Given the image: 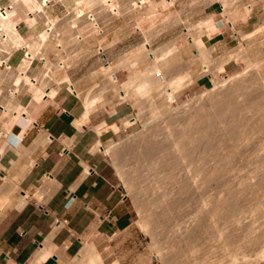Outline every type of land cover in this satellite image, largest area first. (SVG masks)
I'll return each mask as SVG.
<instances>
[{
  "label": "bare ground",
  "instance_id": "6f19581e",
  "mask_svg": "<svg viewBox=\"0 0 264 264\" xmlns=\"http://www.w3.org/2000/svg\"><path fill=\"white\" fill-rule=\"evenodd\" d=\"M52 1L53 0H10V5L6 6L5 10L3 8L1 9V7H0V84L3 82L5 83L6 80H11L12 86L10 87V91H9L10 94L16 93V91L18 90L20 85H25V87H22V88H26L28 90V92L33 94L34 99L39 100L45 94H48V93L51 94L50 97L52 96L53 93L55 94V92L57 90H55L56 88L52 87V83L56 82L59 84V83L65 81V83L68 86L67 90L68 89L72 90V92H75V94L78 97H80V99L82 100L83 113H82L80 118H77V119L75 118V120H74L76 124L80 125L81 123L87 122V120L89 119V114L94 108H99L101 106V103L104 102L103 95L99 94L100 95V96L98 95L99 97L97 96V98L96 99L94 98L91 103H87L86 101L88 100L89 95H83V93L80 90H78L77 87L70 82L69 77L66 73V67L68 66V65L66 66V64L71 62L72 59L70 60V58L74 57L73 52L77 51V53H79L78 50H76V49H79L80 51L84 52L85 55H90V54L95 53V51L101 52L102 49L112 45L116 40H118L120 38V36H117V35H112V37L110 38V37H108L107 33L102 34L103 32H105L104 31L105 29L100 28L99 23L96 21L97 15L102 16V14L113 13V14H116V16H117V13L118 14L121 13V11L125 8H126V11H128V10L135 11V10H137V8H140L138 10V12H136L135 14L133 12V14L136 16L137 19H139V18L144 19V22L146 23V21H147V20L145 21L146 17L156 16V14H157L156 13V10H157L156 7L158 5H165L166 6V5L172 4L174 0H160V2H150L149 1L150 2L149 4L146 2V0H58V1H61V3L68 9V13H70V15L68 14L69 15L68 18L62 22L59 20L58 16L49 15L45 10L46 9L45 6H49ZM54 1H56V0H54ZM223 1H224L223 3L231 5V3L229 1H227V0H223ZM96 4L98 5V7L101 8V10H99L98 12H97V10L95 12L92 11V13H90V15H89L86 7H93ZM165 6H162V7L164 8ZM236 6L237 5H235L233 7L230 6V8H228L226 11L224 10L223 12H217V13L213 14L211 19H210V17H208V19L204 20L205 22H208V24L206 23V25L203 24L204 21L203 22L201 21V22H199L201 24L194 26V28H190L191 26L187 27L186 31H184L185 34H191V38H189V40H187V44H186L187 47L186 48L190 50L189 52H192V54H193L192 56H194L196 61H200L201 63H203V65H202L203 70L210 72L211 75L213 74L212 76H216L215 74H217V71L219 69L217 70V67H215L217 65L213 64L214 62L212 63V61L214 59L216 60V58H217V60H218V57L212 59V55L216 54L215 53L216 50H215V47H213L214 45L211 46L209 44L208 39H209L210 35L214 31L219 29V21H221V20H222V22H229V24L232 25L231 27L234 28V20H236V18H239V17H241V18L246 17V15L249 13V11L251 10V7H252L250 4L248 6H244V7H242V6L236 7ZM176 7H177V5H176ZM159 8H161V7L159 6ZM165 8L167 9L168 6ZM41 17L42 18L47 17L46 19H48V21H46V23H47L46 26L38 27L37 22ZM117 17L119 18V16H117ZM131 18H133V17H131ZM179 18H180V16H179ZM134 19H135V17H134ZM152 19H154V18H152ZM152 19H151V21H153ZM135 21H136V19H135ZM141 22H143V21H140L137 23L135 22V23L138 25L137 28L139 29V31L144 35L143 37L145 38V40L142 41L141 45H139L138 47H136L135 49H132V50H133V52L137 51L136 52L137 60L141 61L143 68L141 67L138 70L136 69L137 73H132L133 71L130 72V70H131L130 69L129 70L130 78L128 77L129 78L128 80L121 81L119 76H118V73L120 71H124L126 69L128 71V69L130 68V66H129L130 64H127V61H126V59H128L127 56L117 55L113 60L107 61L103 66H102V63H100L97 67H94V69H92L90 72H96V74L102 73L104 75H109V77H107V78H108V80H110L111 84H113V86L116 88V91L118 94L117 97H119L121 101L129 100L130 99L129 96L131 95L132 92H134L140 96V93L144 89H146L148 86H150L148 94L153 95V97H154L155 93H157V95H162V98L165 100L164 101L165 103H163V104H165V105L161 111L159 110L160 111L159 113L157 112V114L155 113L156 115L155 114L153 115L154 117H152L151 121L144 122L145 123L144 124V130L141 131L140 137H137V138L133 137V139L131 138L130 141L122 143L119 147H115L114 144L113 145H110V144L109 145H103L102 140L99 138L95 142V144L93 145V149L94 150H101L104 154H107L110 157L111 161L116 166L115 168H117L119 170L120 174L122 175V178H124V182L127 184L128 187H132L134 189L133 192H136L135 194L139 195V197H140V193L143 191L142 190L140 192V189H143V188L137 187V184L135 183L136 181L132 178L133 176H131V175L134 174V176H137V174H138L139 175L138 177H141L140 175H142L143 173L139 172V170L142 169L141 167L146 168L145 166H147V168H148L150 166V165L148 166L149 163L152 166L154 165V168L158 169V170L153 169V171L154 170L158 171L161 174L162 171L160 169V171H161L160 172L158 167L162 168L165 161L169 162L172 165V167L178 171V174L180 172V174L182 175L181 176L182 179H180V181L182 182V187H181L182 190L179 191L178 194L175 193L178 195L177 197H182L183 194H185V197H186V195H194V193H196L195 191L200 192L202 190V193L204 192L200 196L202 211L204 210L203 212H208V214H206V216L211 214L210 216H212L215 219L216 218L218 219V221H216V224H219V225H216L217 228L215 227L216 230H218V234L221 235V238L223 239V241L226 240L227 243H229V244H232V243L235 244V245H233L235 247L234 250H235V252L238 253L241 249H243L241 246L242 244L239 243L240 240L238 239V237H240V236L237 235V233L232 234L233 232L228 230L229 226L231 228V225H232V228L235 227L238 229L240 224H241V221H239V219L241 218V216H239L240 212H236V211L234 212V210L240 211V210L244 209V204L242 202H240V200L243 197L241 198L240 196H241V194L247 196L248 190L245 191L246 189H248L247 185L250 184V186L252 185L255 188L258 186V188H259V189L254 188L253 190L249 189V192H250V190L252 192L255 190L259 191L261 188V186H260L261 184L264 186V175H263L264 173L262 174V171L264 170V169L262 170V167H263L262 165H264L263 164L264 163V160H263L264 154H261L262 149L256 148L257 144L255 142V137L251 135L253 130H256V132L257 131L259 132V130L261 131V129L264 130L263 129L264 119L261 120L262 122L260 121V123H258L260 126H258L256 123L258 128H256V125H255L256 129L252 128L251 127L252 124L250 122H253L254 120L246 122L245 118L248 115H245L243 111H245L244 109H246V108L250 111H252V109H256L259 106L257 104V101L259 102V99L261 97H264L263 96L264 90L263 89H256V88H258V87H255L258 85L257 84V82H258L257 74H252L251 72L249 73V72L245 71L246 70V68H245V70H243L238 75L231 76L229 78V80L227 79L228 80L227 83H226V81H223L224 82V84L222 83L223 85H219L218 87H214V88H206V93H202L198 97L192 98V101L194 103L193 102H192L193 104L191 103V106H192L191 112L184 109V108L182 109V111H181V109H177L178 105L172 107V104H173L172 100H174L173 99L174 98V91L181 88V86H184V84H186V81L189 80V76H191L189 69H186L180 73V72H177L179 70V66L178 67L176 66L180 60L181 51L184 50L183 47L185 48L186 45L183 46L180 43L179 44L176 43V46H173L171 44L167 47L162 46L158 49L157 48L154 49V47L152 48L150 45H151V37H153V36H151V35L156 34V33L152 34V31L154 32L153 29H156V28L153 27V29H152V26H150V27L146 26L148 24L144 25V23H141ZM211 22H213V23H211ZM88 23H92L94 28L96 29V31L93 34L96 33L97 37L95 38V41L92 43L86 42V39L89 36H91L92 34L89 36H85L83 34V31H82L83 26L88 24ZM258 30H259V28H258ZM243 36H246V33H243ZM181 40H183V39H181ZM83 42L84 43L86 42V43L84 44ZM185 42H184V44H185ZM93 44L97 45L96 48H92ZM74 50H76V51H74ZM93 50H95V51H93ZM18 51H21V52L17 54ZM51 53H53L55 56L54 60L50 59ZM132 55H134V54H132ZM34 58L35 59L38 58L40 60L41 68H40L39 73L35 76L33 75L34 77H32V75H30L27 72V69L31 65ZM97 59H98V57H97ZM180 65H181V63H180ZM181 67L182 66H180V68ZM247 67L250 68V66H247ZM175 68H177V69H175ZM181 70H183V69H181ZM168 71H175V73H172L173 77H171L167 81L166 79L169 78L168 75H170L169 73H167ZM248 71H250V70H248ZM49 72H52L51 74L54 78L53 80H51L52 78L48 77V76H51L49 74ZM138 72H141V73H138ZM158 74H161V75H158ZM46 76L48 78H50L49 81L45 80ZM43 77H45V79ZM215 78H212V79L214 80ZM190 79H191V77H190ZM216 79H218V78H216ZM219 80H221V79H219ZM43 81L47 82L46 85H48V86L51 85V87L49 86L50 90L47 91V90L43 89L44 87L41 88ZM218 82H220V81H218ZM216 84H218V83L216 82ZM101 87H103V86H101ZM219 87H220V89H219ZM19 90H21V88ZM262 90H263V92H262ZM35 92H39L40 95H39V93L36 94ZM5 94L8 95L9 93H5ZM157 95H155V96H157ZM0 96H1V89H0ZM146 97H147V95H146ZM153 97L151 98L152 100L155 99ZM148 98H150V97H148ZM167 98H168V101H167ZM151 99L149 100L150 105H151V101H152ZM16 101L19 102V100H16ZM17 103H15V101L11 102L10 97H8V96L0 98V136L6 137L7 143L11 140L10 138H12V136L15 134V132H13V130L11 131L10 129H12V126L15 123H21L20 117H22L24 115L27 117V119L29 120L28 122L30 124L33 123L32 118L29 114V110L27 108L28 106L26 107L21 103H18V104ZM140 103H142V102H140ZM234 103H236V104L238 103L239 105L235 106ZM115 104H117V103H115ZM102 105H103V103H102ZM114 106L115 105H113L112 109H110L111 113H114L116 111ZM140 106L141 105H139V107ZM224 108L232 110V114H231L232 118L231 119L228 117L230 115H224V111H225ZM222 110H223V112H222ZM227 112L231 113V111H229V110L226 111V113ZM135 118L136 117H131L130 118L131 122L128 120V125L132 124L134 122L132 120H135ZM231 120H233V121H231ZM172 121H175V130L174 131L171 130L172 132H169V133L167 132L165 134L161 130V128L163 126L161 128L159 126L161 125L162 122L168 125ZM126 126H127V124H126ZM164 126H166V125H164ZM93 127L98 133H101L103 130L107 129L108 127H111V129H113V131L116 132L120 128V125L116 122L115 123H108L106 120H103L100 123L94 125ZM25 130L26 129H24V127H23V129H21V131H19L20 132L19 136L20 135L22 136V134L24 133ZM253 135H254V133H253ZM251 136L254 137V140ZM40 137L41 138L38 140L40 145H44V144L46 145V143L48 141H50L49 140L50 138L47 137L46 135H41ZM251 144H253L251 146L252 150H250ZM253 147H255V148H253ZM263 147H264V145H263ZM258 149L261 151H259ZM249 150L253 151L252 152L253 154L254 153L256 154V158H253V159L258 165L256 164L257 165L256 166L254 164L255 162H253V160L251 159V156L249 155L250 161L252 160V163L254 164L255 167H257V169L255 170V172H256L255 173V172H253L254 168H252V169L250 168L249 173L251 175L250 176L247 175L249 178L246 177L247 183H249V184H247L246 180H245V183L247 185L244 184L241 187L243 181L242 182L240 181V184H241V185L239 184L240 185V191L241 192L244 191L245 193L244 192L241 193L239 191V194H240L239 200H238V198H237L238 196L236 194V193H238L237 191L239 190V188H237V187H239V185H236L237 187L233 186L236 189V190H233L232 186H229V184L227 186L225 184V182L223 185L224 188H221V189L218 188L219 191H218V193L214 199L211 200L209 197H207L206 194H207V187L209 186V183L211 181H214V180L216 181L217 179H219V181L221 179L225 180L226 175H228V172L230 173V171H231V170L228 171L229 168L232 165L234 166V164H236V161H237L236 159H237L238 155L242 153L241 154V160H242V157H244L243 153L247 152L246 154H248ZM250 151H249V153H251ZM149 153H150V157L153 156V155L151 156V154H154V156L157 157V158L152 157L153 159H155V161L149 157ZM245 153H244V155H245ZM252 153H251V155H253ZM129 154L133 155L132 160L134 158L137 160V162L135 161L136 163L134 165L132 164L134 166V169H135V166L137 163L142 164V166L139 165L141 169H138L139 167L137 164L138 168H136V170L138 169L137 171L139 173L135 172L136 173L135 174L133 172L130 174V170L133 169V167L132 168L129 167V168H131L130 170L126 169V165L128 163L127 155H129ZM246 156L249 157L248 155H246ZM246 158H243V160L244 159L246 160ZM128 159H130V156ZM151 159L153 161H151ZM238 159H240V156ZM132 160H131V162H132ZM242 161L239 160V161H237V163L238 162L240 163ZM246 161L242 162V164L243 163H244V165L248 164L249 158ZM30 162H31L30 166H32L31 164L33 161L31 160ZM160 162L162 164H160ZM143 163H145V164H143ZM239 163L237 165H239ZM252 163L251 164L249 163V164L252 165ZM143 165H145V166H143ZM166 165L169 166V168H171L170 165H168L167 163H166ZM152 166H150V169H148V170H150L149 173L152 172L151 171V168H153ZM248 167H250V166H248ZM164 168H162V170H164L163 172L167 173V175H169L167 170H165ZM169 168H167V169H169ZM246 169H248V168H246ZM175 170H173V171H175ZM251 170H253L252 173H255L254 175H252ZM87 171H88V166L86 167V172ZM173 171L171 174H173ZM152 174H154V173H152ZM154 175L156 176V173ZM159 175L157 174V178L155 176H154L155 178L153 176H151L152 178H150V175H148L149 177L148 176H147L148 178L146 177V179H147L145 181L146 183L144 182V185H143V186L146 185L144 191L147 190V193L143 191L145 194H147L146 196L145 195L142 196L144 199L143 201H145L144 202L145 205L149 206V207L146 206L149 209L148 210L146 209V211L148 213H145V214H148L150 216L152 215L150 209L152 210L153 208H151L150 204H148L146 202L147 201L146 199H149L148 202L150 201V203H151L150 199H152V201H153V198L155 196L151 195L150 192L154 189V184H156V183H153V182L154 181L157 182L156 179L159 178ZM165 175H163V176H165ZM20 176H21L20 174H7L4 176V179L6 180V182L11 187H13L14 189L15 188L18 189V186H19L18 181L20 178H22ZM166 176L163 178H166ZM232 176L233 175L231 174V177ZM227 177L231 178L229 176H227ZM163 178L161 180H163ZM171 179H173V177ZM54 180H55L54 177H52L51 175L45 176L43 179L44 187H46L47 185L54 186V182H55ZM242 180H244V179H242ZM175 181L177 182V180H175ZM229 181H230V179H229ZM252 183H255V184L253 185ZM138 185H139V183H138ZM179 185H181V184H179ZM221 185H222V182H221ZM156 186H157V184H156ZM250 186H248V187H250ZM253 187H250V188H253ZM14 189L12 191H14ZM35 189L40 190L39 188H35ZM137 189H138V191H137ZM161 189H159L158 193L155 194L157 198L159 197L161 199V202H156L158 199L155 200L156 199V197H155V199H154L155 203L153 201L152 204H156V206H158V204L160 203L159 205H161V206H158V208L159 207L162 208L163 204H164V206H165V204H167V205L170 204L171 208H172V204L173 205L176 204L175 201L178 200L179 198L176 199L177 197H175L174 194H173V197H170L168 191H166L165 189L164 190L163 189L161 190ZM261 189H263V188H261ZM8 190H10V189H8ZM262 191H264V190H262ZM30 193L31 192L29 190L25 191L26 195H29ZM44 194H41L39 191L34 196H36V198H38L40 200H43L42 198H44V196H45ZM139 197H138V200H140ZM169 197L172 199L175 198V201L173 200V202L171 203L170 200H172V199H170ZM244 199H247V198L244 197ZM179 201H180V199H179ZM141 202H142V200H141ZM176 202H178V201H176ZM209 203H210V205H209ZM241 203L243 205L242 207L240 206ZM182 204H183V202H182ZM142 205H141V207H143ZM145 205H144L143 209L146 208ZM167 205L165 208H162V209H164V211L162 210V212L165 213L163 215H166L168 213L169 206L167 207ZM154 207H155V205H154ZM161 208H159V209L161 210ZM223 208H228V211L232 210L234 213L232 211L231 212L233 214L231 212L226 211L228 213L224 214V211L221 212ZM257 208H258V210L260 209L259 206ZM257 208L255 207L256 210H257ZM153 210H152V212H153ZM224 210H226V209H224ZM258 210H257V212H254L255 215H256V213H258ZM149 211H150V213H149ZM154 212H155V214H154ZM154 212H153L154 215H152V216H154L155 218L159 214L161 216V213L157 214V208L155 209ZM203 212H201V213L203 214ZM242 212H244V211H242ZM201 213H197L196 216L198 214L200 215ZM237 213H239V215H237ZM260 213H262L261 209H260ZM260 213H258L257 215H259ZM230 214H232V216H234V214H235V219H234V217L230 216L234 219V220L232 219L233 221L230 218H228V216ZM148 215L146 218L149 217ZM177 215H178V213H177ZM203 215H205V214H203ZM203 215H201V216H203ZM160 216H159V218L162 217V216L161 217ZM237 216H239L240 218H236ZM163 217H165V216H163ZM167 218H169V217H167ZM193 218H195V217L193 216ZM193 218L191 219L192 221H193ZM196 218H198V217H196ZM199 218L204 219V221L207 220V219L205 220L204 217L199 216ZM154 219H151L152 221H150V222H153ZM147 220L148 219H146V221ZM168 220H166V221H168ZM196 220L194 219L192 225H194V223H195V225H196V223H202V221H203L202 220L201 222H198V221L195 222ZM220 220L221 221L223 220L222 223H218V222H221ZM229 221L231 224L229 223ZM191 222H190V224H191ZM206 222H203V223L206 224ZM238 222H240V223H238ZM146 223H148V222H146ZM154 223L156 225L153 224V226L151 225V227L158 225L157 224L158 222L154 221ZM159 223H160V225L161 224L163 225V223H161L160 220H159ZM184 223H186V222H184ZM63 224L64 223L61 222V223H58L57 225H55V231L59 230L63 226ZM168 225L170 226V224H168ZM173 225H174V220H173V224L170 228H174L175 226H173ZM197 225H198V228H201L199 226H201L202 224H200V225L197 224ZM169 226H168V228L167 227L166 228L169 229ZM246 226L248 228V225H246ZM160 227H159V229H160ZM162 227H164V225ZM162 227L159 230L161 232H162ZM187 227L188 226H186V229H185V227L183 226L182 230L183 231L185 230V232H186V230L190 229V228L187 229ZM225 227H227L226 230H225ZM232 228L230 230H232ZM241 228H242V226L240 227V231H241ZM152 229L154 230L155 227ZM157 229H158V227H157ZM176 229H177V225H176ZM180 229H181V227H180ZM250 229H251V227H250ZM250 229H249V231H252V229L251 230ZM163 230H164V228H163ZM169 230H167L168 235L172 231V230L171 231H169ZM182 230L180 232H182ZM193 230H194V228H193ZM260 230H263V228ZM191 231H189V232H191ZM235 231H237V230H235ZM174 232H175V230H174ZM174 232H172L173 234L172 233L171 234H172V236L174 235L173 236L174 238H176L177 236L175 237V235L177 234V232H176V234ZM180 232H179V234H180ZM246 232L248 233V230H246V231L243 230L242 234L243 233L247 234ZM192 233H193V231H192ZM239 233L240 232H238V234ZM260 233H262V231H259V235H257V234H254V235L260 236ZM182 234H183V232H182ZM182 234H180V235H182ZM262 234H261V236H262ZM53 235H54V233H53ZM184 235L186 236V234H184ZM184 235H183V237L181 236L182 238L179 236L178 237L181 238L182 240H185L187 237H189L188 233H187V237H184ZM223 235H224V237H223ZM172 236L170 235V238ZM88 237L85 236V238H84V252L82 253L81 257L79 256L80 258L75 257L72 259L74 264H100L102 256H101L100 252L98 251L97 246H94L93 244L91 245L92 240L88 239ZM170 238L166 239L165 241L172 240ZM250 238H251V236H250ZM252 238L253 239L248 240V242L249 243L252 242V244L253 243L257 244L256 241H258V240H259L258 243H260L261 239H263V238L259 239L255 236L254 237L252 236ZM177 240L179 241V239H177ZM186 240H189V238ZM173 241H174V239H173ZM170 242H172V241H170ZM246 243H247V241H246ZM172 244H174V243H170V245H172ZM182 244H184V243H182ZM39 245H40V253H45L47 251L48 254H54L56 252V244L53 242L52 238H50V239L47 238V240L45 242H43ZM191 247H193V246H191ZM189 248H190V246H189ZM189 248H187V249H189ZM183 249H185V248H183ZM256 250H257V248H256ZM258 250H259V248H258ZM166 254H168L169 258L167 255L166 256L164 255V257H166L164 261L166 262V264H169L171 262L170 258H171V260H173L175 257L174 258L170 257L169 253H167V252H166ZM231 255H232V252H231ZM257 255L260 256V253ZM263 255H264V251H263ZM234 256H235V254L233 255V257ZM238 256L239 255H237V257ZM164 257H162V258H164ZM176 258L174 260H176ZM244 259H245V257H244ZM246 259H245V261H246ZM60 263L66 264V259H64L63 257H60Z\"/></svg>",
  "mask_w": 264,
  "mask_h": 264
},
{
  "label": "rangeland",
  "instance_id": "374dc122",
  "mask_svg": "<svg viewBox=\"0 0 264 264\" xmlns=\"http://www.w3.org/2000/svg\"><path fill=\"white\" fill-rule=\"evenodd\" d=\"M149 1L150 2H160V0H146V2L148 4L150 3ZM212 1H214V3L212 4V7H213L212 11H214V9H215L218 12H223L224 10L226 11L228 8H230V6H232V7L235 5H237L236 7L248 6V4H247L248 1L253 3V5L256 2V0H236V1L235 0H227L231 3V5H228L226 3H223L224 2L223 0H182V1L181 0L180 1L174 0L172 4H169L166 6L165 5H158L156 7V9H157L156 10V13H157L156 16L146 17L145 18V21L147 20L146 23L144 22V19H142V18L137 19L136 16L134 15L136 12H138V10L140 8H137V10H135V11H133V10L126 11V8H125V9H123L124 11L123 10L121 11V13H119V14L117 13V16H119V18L116 16V14H113V13L102 14V16L97 15L96 21L99 23L100 28L105 29L104 30L105 32H103L102 34L107 33L108 37H110V38L112 37V35H117V36H120V38L118 40H116L112 45L105 47L104 50L102 49L101 52H97V51L93 50V51H95V53L88 55V57H90V58H88V61L93 63V65H96V64H98L97 62H99V60L101 62V55H102V57L105 58V55H106L105 53H107V55H109L111 59L115 55L127 56L128 59H126V61H127V64H130L129 65L130 68L128 69V71L126 69V70L120 71L118 73L120 80L126 81L130 78V75H129L130 72L133 71L132 73H137L136 71L139 68H141V67L143 68L141 61L137 60V56H136L137 51L133 52V50H132V49H135L136 47H138L139 45H141L142 41L145 40V38L143 37L144 35L137 28L138 27V25L136 24L137 22L143 21L141 23H144V25L148 24L146 26H149V27L152 26V29H153V27L156 28V29H153L154 32L151 30L152 34L156 33L154 35H151V36H153V37H151V45H150L152 48L154 47V49H156V48L158 49L162 46L167 47L171 44L173 46H176V43L177 44L180 43L181 45L185 46L187 44V40H189V38H191V34H185L184 33V31H186V28L190 27V26H191L190 28H194V26L201 24L199 22H201V21L203 22L204 20L208 19V17H210V19H211L212 15L217 13V12H212L208 9V4ZM218 1H220L221 5H223L222 6V7H224L223 9L222 8L220 9V7H218V3H219ZM9 5H10V0H0L1 9L3 8L5 10V7L9 6ZM176 5H177V7H176ZM159 6L163 10L161 8H159ZM162 6H165V7L168 6V8L166 9L165 7L163 8ZM45 8H46L45 9L46 12L49 15L58 16V18L61 22L64 21L65 19H67L68 16L70 15V13H68V9L61 3V1H58V0H56V1L53 0L50 3V5L45 6ZM86 9L88 10L89 15H90V13H92V11L95 12L97 10V12H98L99 10H101V8L98 7L97 4L94 5L93 7H86ZM133 12H134V14H133ZM176 14L177 15L179 14V15L177 16ZM179 16L181 19L179 18ZM131 17H133V18H131ZM134 17H135L136 21H135ZM46 18L47 17H44V18L41 17L37 22V26L38 27L46 26V24H47L46 21H48V19H46ZM152 18H154V19H152ZM151 19L153 21H151ZM236 19L239 21L245 20V17H243V18L239 17ZM206 23L208 24V22L204 21L203 24L206 25ZM211 23H213V22H211ZM231 26L232 25L229 24V22H222V20L219 21V29L214 31L208 39L209 44L211 46L214 45L213 47H215V50H216V52L214 51L216 54L212 55V59L218 57V60L216 58V60L214 59L212 61V63L214 62L213 64L217 65V66L214 65L215 67H217V70L219 69L217 71V74H215L216 76H212L213 74L211 75L210 72L204 71L202 68L203 63L195 60L194 56H192L193 55L192 52H189L190 50L186 48L187 45L185 46V48L183 47L184 50L181 51L180 60H179L178 64L176 65L177 67L179 66V70L177 72L181 73L182 71L189 69L191 76H189V80L186 81V84H184V86H181V88L174 91V98H173L174 100H172L173 101L172 107L178 105L177 109H181V111H182V109L184 108V109L191 112L192 111L191 103L193 102L192 98H196L199 95H201L202 93H206V88H214V87H218L219 85H223L224 84L223 81H226V83H227L231 76L238 75L243 70H245V68H246L245 71H247L249 73L251 72L252 74H257V80H258L257 84L258 85L255 87H258V88H256V89H263L264 90V13L260 17V21H258L255 24V27L253 26L250 29H244V28L237 27L235 25V23H234V28H232ZM258 28H259V30H258ZM82 31H83V34L85 36H89L92 34L91 36H89L86 39V42L92 43L95 41L97 34L96 33L93 34L96 31V29L94 28L92 23H88V24L84 25L82 28ZM243 33H246V36H243ZM223 37H225L224 41L220 42L219 40ZM181 39H183V40L185 39V40L183 41ZM184 42H185V44H184ZM96 46L97 45L93 44L92 48H96ZM76 50H78L79 53H77ZM76 50H74L76 52H73L74 57L79 55L80 53L84 54V52L80 51L79 49H76ZM20 52L21 51H18L17 54ZM52 54L53 53H51L50 56ZM132 54H134V55H132ZM97 57L99 60L97 59ZM105 61L107 62V59H105ZM106 62H103L102 66ZM34 63H36V60H34L32 65H34ZM180 63H181V65H180ZM180 66H182V67L180 68ZM247 66H250V68H248ZM175 69H177V68H175ZM181 69H183V70H181ZM247 69L250 71H248ZM129 70H130V72H129ZM51 73L52 72H49V74L52 76ZM138 73H141V72H138ZM167 73L170 74V75H168L169 78L166 79L168 81V79L173 77L172 73H175V71H168ZM158 75H161V74H158ZM47 76H46V79H45V77H43L46 81L47 80L49 81L50 78H52L51 80L54 79L53 76L52 77L48 76L50 78H48ZM92 76L94 77L93 83L85 91H81V90L80 91L83 93V95H89V98H88L89 101L87 100L86 101L87 103H91L92 100L94 98L96 99L99 94L103 95V100H104V102H102L103 105L101 103V106L99 108H97L98 110L96 111V115H95L94 120H98L100 117L101 118L105 117L106 121L108 123H115L116 122L120 125V128L116 132L113 131V129H111V127H108L107 129L102 131L101 140H102L103 145H109V144L113 145L114 144L115 147H119L122 143L130 141L131 138L133 139V137H136V138L140 137L141 131L144 130V124H145L144 122L151 121L152 117H154L153 115L155 113L157 114V112L159 113L165 105V104H163V103H165L164 102L165 100L162 98V95H157V93H155V95H157V96L154 95V97H153V95L148 94L150 86H148L146 89H144L140 93V96L137 95L136 93L132 92L131 95L129 96V98H130L129 100L121 101L120 98L117 97L118 94H117L116 88L113 86V84H111L110 80H108V78H107V77H109V75H104L102 73L96 74V72H92ZM93 77H91V79ZM190 77H191V79H190ZM215 77L218 79H216ZM212 78H215V79L213 80ZM219 79H221V80H219ZM218 81H220V82H218ZM45 82L44 81L42 82L44 85L42 84L41 88L46 86L47 82L46 83ZM216 82L218 84H216ZM109 85L110 86L112 85V86L110 87ZM101 86H103V87H101ZM220 87H219V89H220ZM43 89H45V87ZM263 90H262V92H263ZM35 93L38 94L39 92H35ZM39 95H40V93H39ZM146 95H147V97H146ZM148 97H150V98H148ZM152 97L155 99L152 100L151 99ZM261 98L259 99V102L257 101V104L259 106L257 105L258 107L256 109H252V111H250L246 108V109H244L245 111H243L245 115H248L246 118L244 117L246 122L254 120L253 122H250L252 125L254 124L253 126L251 125L252 128H255L256 123L258 126H260L258 123H260V121L264 119V115H263L264 114V97H261ZM150 99L152 100L151 105L149 102ZM167 101H168V98H167ZM140 102H142V103H140ZM115 103H117V104H115ZM234 104H235V106L239 105L238 103L237 104L234 103ZM113 105H115L114 106L115 110H116L115 113L111 116L107 115L105 108H107L108 111L110 112L111 111L110 109H112ZM139 105H141V106L139 107ZM224 109H225L224 115H230L228 117L231 119L232 118V116H231L232 110L226 109V108H224ZM228 110L231 111V113L227 112L228 113L227 114L226 111H228ZM222 112H223V110H222ZM131 117H136V118H135V120H132V121H134L132 124L128 125V120L131 122V119H130ZM103 120H105V119H103ZM101 121H99V122H101ZM231 121H233V120H231ZM98 123H96V124H98ZM126 124H127V126H126ZM164 125H166V126H164ZM257 125H256V128H258ZM159 127L160 128L162 127L161 130L165 134L167 132L168 133L172 132L175 130V121L170 122V124H168V125L162 122ZM263 129H264V127H263ZM253 133H254V135H253ZM251 135L255 137V142L257 144L256 148L262 149V151L259 149L258 150L261 151V154H264V147H263V145H264V130L261 129V131L259 130V132L258 131L256 132V130H253ZM254 137H252L253 140H254ZM252 145L253 144L250 145V148H251L250 150H252V147H251ZM253 148H255V147H253ZM90 150L95 152L97 155H99L101 157L102 163L107 164L109 166V169L111 171H113L114 179L119 184V187L121 188L123 195H124V199H125V204L123 205V209L121 211V213L124 216H123V219L119 221L120 228L118 230H116V232L113 235H110V236L109 235L108 236H105V235L100 236L99 235L96 238H94V240L95 239L97 240L98 244L105 246V251L103 253V256L105 255L103 257L104 262H103V259L101 258L100 264L101 263L102 264H116V263L117 264H166V262L164 261L166 258V257H164V255L168 256V254H166V252L169 253L170 257H172V258L177 257L176 260H174L175 258L173 260H171V258H170L171 262L170 263L168 262L169 264H211V263L212 264H264V255H263V251H264V226H263L264 225V191H262V190H264V186L261 184L260 186H261V188H263V189L260 188L261 191L255 190L256 192L255 191L252 192L251 190H253L255 187H253L252 185L250 186V184L247 183V179H246V177L249 178L247 175H249V176L251 175L249 173L250 168L251 169L254 168V171L251 170V173H252V171L255 172V170L257 169V167L254 166V164L256 165L257 163L253 159V158H256V154L252 153L253 151L249 150L253 155H251V153H249V151H248V154H246L247 152L246 153L244 152L245 155L243 153L244 157H242V160H243V158L247 157L246 155H248V156L250 155L251 159L255 163L253 164L252 160L250 161V156L247 157L246 160L249 158L248 162L250 164L252 163L253 166L250 165L249 163H248L249 165L246 163H245L246 165H244V163L242 164V162H245L246 160L245 159H244L245 161L241 160V154H242L241 153L238 155V157L236 159L237 161H239V160L242 161V162H240L241 164L238 162L239 165H237L238 163L236 161V164H234V166L232 165L233 167L231 166L230 167L231 169L229 168L228 171H230V170L231 171H230V173L228 172V175H226L225 180L221 179L219 181V179H217L216 181L215 180L211 181L209 183V186L207 187V194L206 195H207V197H209L212 200L216 197L219 189L224 188V186H223L224 182L227 186H228V184H229V186H232L233 190H236L234 187L236 185H239L240 181L244 182V183L242 182V185L240 184L241 187L244 184L245 185L249 184V185H247L248 189L245 190V191L248 190L247 196L243 195V194H241V196H240V194H239L240 185H239V187L236 186L237 188H239V190L237 189L238 193H236L238 196L237 198L239 200L240 197L241 198L243 197L240 200V202H242L244 204L245 210L243 208H242L243 210H240V211L234 210V212L235 211L240 212V215H239V213H237V215L241 216V218L239 216H237L236 218H240L239 221H241V224H240L238 229L235 227L232 228V225H231L232 230H230L231 229L230 226L228 229L229 231L233 232L232 234L237 233V235H239L241 237V238L238 237V239L240 240L239 243L242 244L241 246L243 249L240 250L241 252L239 251L237 253V252H235V250H234L235 247L233 246L235 244H233V243L229 244V243H227L226 240H225L226 242L223 241V239L221 238V235L218 234V230H216V228H217L216 225H219V224H216V221H218V219L217 218L215 219L212 216H210L211 214L206 216V214H208V212H203L204 210L202 211V206H201V201H200V196L204 193V192L202 193V190L200 192L195 191L196 193H194V195H186V197H185V194H183L182 195L183 198L177 197L178 196L177 194L179 193V191L182 190V188H181L182 182L180 181V179H182V177H181L182 175L180 174V172L178 174V171L175 170L169 162L165 161V163L163 164V167H162V168L165 167L164 169L167 170L169 175H167V173H164L163 172L164 170H162L161 167H158V168H159V171L161 169V171L163 173L160 171L161 172V174H160L158 171H155L157 168H154V165L152 166L150 163L148 164V166L150 165L153 168H151L152 172L149 173L150 170H148V169H150V166L147 168V166L143 165L146 168L141 167L142 168L141 169L139 166V165L142 166L141 163H137L139 168L137 167V164H136L135 169H134L133 165L137 162V160L135 158H134L135 160L134 159L132 160V156H133L132 154L127 155L128 163L126 165V169L130 170L133 167V169L130 170V174L133 172L134 173L135 172H137V173L142 172L143 173V174L141 173L142 174V175H140L141 177H138L139 176L138 174H137V176H134V174L131 175V176H133L132 178L136 181L135 183L137 184V187L143 188V189H140V192L142 190L144 191V189H145L146 185L145 186H143V185H144V182L147 180L146 177L148 175H150V178H152L151 176H153L156 173V176L154 175L156 178H157V174L158 175L160 174L159 178L156 179L157 182L156 181L153 182V183H156L157 186H156V184H154V189L150 192V194L156 197L155 194H157L159 189L162 188L163 190L165 189L166 191L169 192L170 197H173V194H174L175 197H177L176 199L179 198L181 201L180 202L178 199V200H176L178 202H176L175 198L172 199L169 197L170 199H172V200H170L171 203L174 200L176 204H174V205L172 204V208H171L170 204L169 205L165 204V206L163 204L162 208H165L166 205H167V207L169 206L168 213L166 215H163V214H165L162 212V210L164 211V209L159 207V208H161V210H160L158 208V206H161V205H159L160 203L158 204V206H156V204H152L153 201L155 203V200H157V199L159 201L157 200L156 202H161V199L159 197L158 198L156 197V199L154 197L153 201H152V199H150L151 203H150V201L148 202L149 199H146L147 200L146 202L148 204H150L151 208H153V209L155 207L157 208V214L161 213L162 217L159 214L155 218L152 215L155 214L154 211L156 208L154 210L152 209L154 214H153L152 210L150 209L151 214H152L151 216L148 214H145V213H148L146 211V209L148 210L149 208L146 207L148 205H145V203H144L145 201H143L144 199L142 196L147 195L144 193V192L147 193V190H145L144 192L142 191L140 193V197H139V195L135 194L136 192H133L134 189L132 187H128L127 184L124 182V178H122V175L120 174L119 170L117 168H115L116 166L114 165V163L111 161L110 157L107 154H104L101 150H94L93 147H91ZM129 156H130V159H128ZM151 156L154 158H157L154 156V154H151ZM239 156H240V159H238ZM149 157H150V153H149ZM152 157H150V158H152ZM152 159H151V161H153V160L155 161V159H153V160ZM131 160H132V162H131ZM166 163L168 165H170L171 168H169V166H167ZM143 164H145V163H143ZM160 164H162V163L160 162ZM248 166H250V167H248ZM262 166H263L262 167V170H263L264 165H262ZM129 167H131V168H129ZM166 167L169 169H167ZM136 168L141 169V170H139V172H138L137 171L138 169L136 170ZM246 168H248V169H246ZM153 169H155V170L153 171ZM173 170H175V171H173ZM172 171H173V174H171ZM152 173H154V174H152ZM255 173H252V175H254ZM263 173H264V170L262 171V174ZM231 174L233 175L232 177H231ZM161 175L162 176L165 175L166 178H163L165 176L162 177ZM160 176L163 178V180H161L162 178ZM227 176H229L231 178H228ZM172 177H173V179H171ZM174 179L177 180V182ZM229 179H230V181H229ZM242 179H244V180H242ZM245 180H246L247 184L245 183ZM221 182H222V185H221ZM138 183H139V185H138ZM179 184H181V185H179ZM252 184L254 185L255 183H252ZM248 186L253 187V188H250ZM47 187H52V186L47 185L46 187H44L43 191L41 189L36 190L34 188V190H33L34 192L32 195L37 194V192H39V191L41 194H44L45 189ZM257 188H258V186L255 189H257ZM249 189H251L250 190L251 193L249 192ZM137 191H138V189H137ZM243 192H241V193H243ZM175 193H177V194H175ZM27 196H31V193ZM138 197L140 200H138ZM244 197L247 199H244ZM42 199L44 200L45 198H42ZM38 200H40V199H38ZM141 200H142V202H141ZM182 202L184 205L182 204ZM242 203L240 205L241 207L243 206ZM141 205L143 207L145 205L146 208L143 209V207H141ZM154 205H155V207H154ZM209 205H210V203H209ZM257 205L261 209L262 213H260V209L258 210ZM255 207L257 208L258 213H260L259 215H257L258 213H256V215H255L254 212H257ZM224 209H226V210H224ZM150 211H149V213H150ZM223 211H224V214H227L228 212H231L232 210L228 211V208H223L221 212H223ZM226 211H228V212H226ZM242 211H244L245 213ZM201 212H203V214H205V215H203ZM177 213H178V215H177ZM197 213H201V214L200 215L198 214L196 216ZM232 214H230L228 216V218H230L231 220L233 219L232 217H234V219H235L236 213L234 214V216H232ZM147 215L149 216L148 218H146ZM201 215H203V216H201ZM159 216L161 218H159ZM163 216H165L166 218ZM193 216L195 218H193ZM199 216L204 217L205 220L207 219L206 220L207 222L204 221V219L199 218ZM230 216H232V217H230ZM167 217H169V218H167ZM196 217H198V218H196ZM192 218H193V221H194V219L195 220L197 219L195 222H197V221L201 222L202 220L203 221H202V223H196V225L194 223V225H192V223H193V221L191 220ZM146 219H148V220L146 221ZM151 219H154V221L158 222L157 223L158 225L154 226L155 227L154 230L152 229L154 227H151V225L153 226V224L154 225H156V224L154 223V221L150 222V221H152ZM159 220L161 221V223H163L164 227H162L163 226L162 224L160 225ZM166 220H168V221H166ZM173 220H174L173 226H175L174 227L175 229L170 228L173 224ZM222 221L218 222V223H222ZM146 222H148V223H146ZM184 222H186V223H184ZM190 222H191V224H190ZM203 222H206V224ZM229 223H230V221H229ZM238 223H240V222H238ZM123 224L127 225V226L123 227ZM168 224H170V226ZM197 224H199V225L202 224L201 226H199L201 228H198ZM167 225L169 226L170 230L167 229L168 228ZM176 225H177L178 230L176 229ZM246 225H248V228ZM160 226L162 227V232L159 231L161 229ZM183 226L185 227V229H186V226H188L187 229L190 228L189 230H186L189 237H187V233L185 232V230L184 231L182 230ZM241 226H242V228L240 231ZM157 227H158V229H157ZM159 227H160V229H159ZM180 227H181V229H180ZM250 227H251L252 231H249ZM261 227L263 228V230H260V229H262ZM163 228L165 231L163 230ZM193 228H194V230H193ZM226 228L227 227H225V230H226ZM166 229L169 231L172 230L171 233L174 232V230H175L174 233L176 234V232H177V234H178V235L176 234L175 237L177 236L176 238L179 239V241L173 237L174 235L172 236L173 233L172 234L169 233V235H168V233H167L168 231ZM245 229L248 230V233L246 232L247 234H244V233L242 234L243 230L246 231ZM181 230H182L183 234H182V232H180ZM191 230L193 231V233ZM235 230H237L240 233L238 234V232ZM54 231H55V227H54ZM189 231H191V232H189ZM259 231H262L263 234L260 233V236L262 234L263 237L257 236V235H259ZM179 232L182 235H180ZM53 233L48 237V239L52 238L51 236L53 235ZM184 234H186V236ZM254 234H257V235H254ZM170 235L172 236L171 238H170ZM183 235H184V237H187L186 239L189 238V240H186L185 238H184L185 240H182L181 238L183 237ZM224 235H223V237H224ZM178 236L179 237L182 236V237L179 238ZM250 236H251V238H250ZM252 236L253 237L255 236L259 239L260 238H263V239H261L260 243H258L259 242V240H258V241H256L257 244L256 243L252 244V242H250L251 243L250 244L248 242V240L253 239ZM91 238H93V237L91 236ZM168 238H170L172 240L165 241ZM173 239L175 242L173 241ZM94 240H92L91 245L93 244L94 246H96V243L94 242ZM170 241H172V242H170ZM246 241H247V243H246ZM169 242L174 243V244L170 245ZM109 243H111L113 245V250H111V248L106 249V246ZM182 243H184V244L186 243V244L184 245ZM189 246H190V248H189ZM191 246H193V247H191ZM183 248H185V249H183ZM187 248H189V249H187ZM256 248H257V250H256ZM258 248H259V250H258ZM231 252H232V255H231ZM259 253H260V256L257 255ZM234 254H235V256L233 257ZM237 255H239V256L237 257ZM162 257H164V258H162ZM244 257H245V259L247 258L246 261H245ZM168 258H169V256H168Z\"/></svg>",
  "mask_w": 264,
  "mask_h": 264
},
{
  "label": "crops",
  "instance_id": "0c3cea01",
  "mask_svg": "<svg viewBox=\"0 0 264 264\" xmlns=\"http://www.w3.org/2000/svg\"><path fill=\"white\" fill-rule=\"evenodd\" d=\"M218 2V7L223 9ZM213 3L208 4L210 11L213 10ZM247 4L252 7L245 20H234L237 27L244 29L255 27L264 13V0H256L254 5L248 1ZM212 12L218 11L214 9ZM105 54V58L101 55V62L98 59L96 65L89 62L90 57L83 53L70 58L71 62L66 64L70 82L85 91L94 81L90 71L106 62L105 59L110 61L117 56L111 59ZM50 59H55L54 54ZM34 60L36 63L32 65ZM40 68V60L34 58L27 72L34 77ZM64 83H52L57 90L52 94L54 96L51 98L48 93L39 100L22 88L25 85H20L16 93L10 94L11 80L0 84V98L8 96L11 102L19 100L18 103L28 106L33 122L30 124L23 115L21 123H15L10 129L15 134L8 143L6 137L0 136V264H61L60 257L66 259V264H74L72 259L80 258L84 252L85 236L90 235L88 239L94 240L99 235H113L120 228L119 221L124 216L121 213L125 204L123 192L114 179L113 171L90 150L102 134L93 126L106 118L94 120L98 110L94 108L87 124H76L74 120L81 117L83 103L75 92L67 90L68 86ZM49 86H44L45 90H50ZM105 110L110 116L115 113L107 108ZM23 127L26 132L19 136ZM41 135L50 138L46 145H40L38 140ZM7 174H21L18 189L6 182L4 176ZM48 175L54 177V186L45 189V199L40 201L32 195L33 190L39 188L43 191V179ZM26 190H30L31 196L25 194ZM56 221L64 224L54 231L58 224ZM53 232L56 252L40 253L39 244ZM94 242L104 261L105 246L98 244L96 239ZM108 248L113 250V245L109 243Z\"/></svg>",
  "mask_w": 264,
  "mask_h": 264
},
{
  "label": "built area",
  "instance_id": "2783aa9c",
  "mask_svg": "<svg viewBox=\"0 0 264 264\" xmlns=\"http://www.w3.org/2000/svg\"><path fill=\"white\" fill-rule=\"evenodd\" d=\"M72 91V90H71Z\"/></svg>",
  "mask_w": 264,
  "mask_h": 264
}]
</instances>
